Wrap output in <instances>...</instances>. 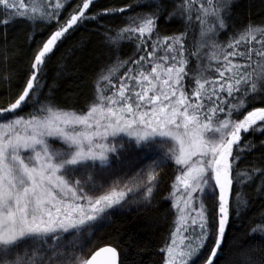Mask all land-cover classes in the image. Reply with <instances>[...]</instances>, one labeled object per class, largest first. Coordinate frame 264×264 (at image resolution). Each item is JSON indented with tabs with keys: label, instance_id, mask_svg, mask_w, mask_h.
<instances>
[{
	"label": "snow or ice",
	"instance_id": "1",
	"mask_svg": "<svg viewBox=\"0 0 264 264\" xmlns=\"http://www.w3.org/2000/svg\"><path fill=\"white\" fill-rule=\"evenodd\" d=\"M233 2L0 0V82H15L0 98V264H120L114 245L85 254L83 237L117 209L150 205L166 165L174 220L161 264H218L232 216L249 206L244 185L259 178L264 194V162L240 167L264 137V23L233 26ZM109 18L120 24L106 27ZM173 19L181 29L161 34ZM18 20L33 42L22 75L7 40ZM89 24L110 58L86 110L65 109L45 92L48 66ZM133 143L154 148L147 165L98 184L94 173ZM249 232L264 237V221Z\"/></svg>",
	"mask_w": 264,
	"mask_h": 264
},
{
	"label": "trees",
	"instance_id": "2",
	"mask_svg": "<svg viewBox=\"0 0 264 264\" xmlns=\"http://www.w3.org/2000/svg\"><path fill=\"white\" fill-rule=\"evenodd\" d=\"M76 2L77 0H72L73 4ZM100 2L113 3L114 0H100ZM115 2L131 3L132 0H115ZM166 2L171 4L172 0ZM249 21L264 23V0H234L230 23L240 27ZM119 24L118 19L109 18L105 26L112 27ZM180 29L181 24L175 19L171 22L164 20L160 22L161 34H171ZM29 33L28 25L22 20L10 25L7 30V40L16 47L12 67L21 75L27 69L28 56L33 43L29 40ZM194 37L195 33L189 36V41L192 42ZM41 38L42 34L36 35L37 41ZM0 43H3L2 36ZM132 47L130 43H125L121 50L122 54L128 55ZM109 58V49L103 42L99 30L90 24L80 27L55 51L48 66L46 94L65 109L86 110L94 98L93 86L97 73ZM189 67L192 65L190 64ZM14 84L15 82L12 85L0 82V98L6 97ZM260 103V101L250 103L249 109L259 106ZM261 139L264 137L259 135L255 137L257 147L241 159V169L264 162V146H260L259 143ZM153 154L154 148L143 146L137 151V155L122 154L121 162L116 163V155H112L111 167L103 172H95L94 178L98 184L107 187L113 180L126 174L130 175L137 168L146 166ZM175 174L174 166L166 165L160 171V184L155 190L150 205L129 204L124 209H117L95 228L90 237L85 235L83 237L86 245L85 254L100 246L114 245L120 254V264H161L159 249L168 239L174 220V210L170 207L171 198L168 194ZM259 186V178L244 185L241 200L248 201L249 206L239 216H232L218 264H247L249 259L255 261V264L264 261V237L249 232L258 221H264V194L257 191Z\"/></svg>",
	"mask_w": 264,
	"mask_h": 264
},
{
	"label": "rangeland",
	"instance_id": "3",
	"mask_svg": "<svg viewBox=\"0 0 264 264\" xmlns=\"http://www.w3.org/2000/svg\"><path fill=\"white\" fill-rule=\"evenodd\" d=\"M125 139H127L126 137H125ZM142 147L143 146H140V147H136L135 145H134V143H133V145L130 147L128 144H125V146H124V148H122V149H120L119 151H121V152H123L122 154H124L123 156H125V155H132V156H134V155H137V151L138 150H140V149H142ZM130 149V150H128V149ZM120 152V153H121ZM122 154L120 155V156H122ZM115 160H116V163L117 162H121V159L119 158H115ZM115 175V174H114ZM115 177H116V175H115Z\"/></svg>",
	"mask_w": 264,
	"mask_h": 264
},
{
	"label": "water",
	"instance_id": "4",
	"mask_svg": "<svg viewBox=\"0 0 264 264\" xmlns=\"http://www.w3.org/2000/svg\"><path fill=\"white\" fill-rule=\"evenodd\" d=\"M121 260H120V254H119V262H120Z\"/></svg>",
	"mask_w": 264,
	"mask_h": 264
}]
</instances>
